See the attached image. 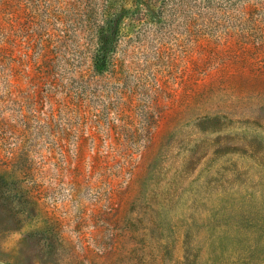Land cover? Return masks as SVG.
I'll return each mask as SVG.
<instances>
[{
  "label": "rangeland",
  "instance_id": "374dc122",
  "mask_svg": "<svg viewBox=\"0 0 264 264\" xmlns=\"http://www.w3.org/2000/svg\"><path fill=\"white\" fill-rule=\"evenodd\" d=\"M0 264H264V0H0Z\"/></svg>",
  "mask_w": 264,
  "mask_h": 264
},
{
  "label": "trees",
  "instance_id": "16d2710c",
  "mask_svg": "<svg viewBox=\"0 0 264 264\" xmlns=\"http://www.w3.org/2000/svg\"><path fill=\"white\" fill-rule=\"evenodd\" d=\"M116 18L117 16L111 22L107 21L106 23H104V25L99 28V31L97 33L98 35L97 53L98 56H101L103 58H105V49H106V45L108 44L107 33L111 30V27H115V25H117L115 23Z\"/></svg>",
  "mask_w": 264,
  "mask_h": 264
}]
</instances>
